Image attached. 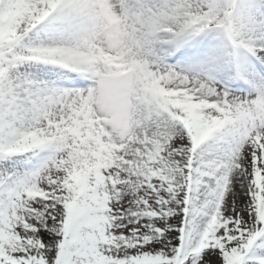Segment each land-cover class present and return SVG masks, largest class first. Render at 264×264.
I'll use <instances>...</instances> for the list:
<instances>
[{
	"label": "snow or ice",
	"instance_id": "snow-or-ice-1",
	"mask_svg": "<svg viewBox=\"0 0 264 264\" xmlns=\"http://www.w3.org/2000/svg\"><path fill=\"white\" fill-rule=\"evenodd\" d=\"M0 264H264V0H0Z\"/></svg>",
	"mask_w": 264,
	"mask_h": 264
}]
</instances>
